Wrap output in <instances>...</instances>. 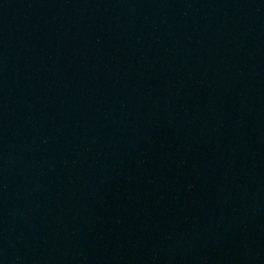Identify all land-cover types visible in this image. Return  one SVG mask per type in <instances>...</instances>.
I'll return each mask as SVG.
<instances>
[{
	"label": "water",
	"instance_id": "1",
	"mask_svg": "<svg viewBox=\"0 0 264 264\" xmlns=\"http://www.w3.org/2000/svg\"><path fill=\"white\" fill-rule=\"evenodd\" d=\"M0 264H264V0H0Z\"/></svg>",
	"mask_w": 264,
	"mask_h": 264
}]
</instances>
